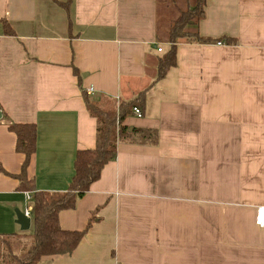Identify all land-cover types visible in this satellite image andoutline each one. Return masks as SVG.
<instances>
[{
    "label": "crops",
    "instance_id": "0c3cea01",
    "mask_svg": "<svg viewBox=\"0 0 264 264\" xmlns=\"http://www.w3.org/2000/svg\"><path fill=\"white\" fill-rule=\"evenodd\" d=\"M193 4L0 0V234L32 230V217L27 230L16 222L31 199L13 176L23 155L10 123L36 125L27 175L48 192L66 190L75 152L94 147L82 91L116 106L142 93L141 116L123 124L158 133L154 144L118 142L59 213L62 228L82 229L94 214L92 226L72 253L41 264H264L254 222L264 206V0H205L198 33L234 42L181 40L158 79L169 27Z\"/></svg>",
    "mask_w": 264,
    "mask_h": 264
},
{
    "label": "trees",
    "instance_id": "16d2710c",
    "mask_svg": "<svg viewBox=\"0 0 264 264\" xmlns=\"http://www.w3.org/2000/svg\"><path fill=\"white\" fill-rule=\"evenodd\" d=\"M70 1V0H67ZM65 4V3H63ZM205 0H194L180 12L167 33L168 50L157 58V78H162L169 68L175 66L177 42H234L228 36L208 38L201 36L197 25L204 15ZM5 34H14L9 24L2 20ZM77 73V72H76ZM83 92L88 114L95 119V144L92 148L78 149L73 161V174L62 192L36 190L34 180L27 175V167L36 148V125L34 123H10L8 129L15 135V150L23 155L20 172L13 175L18 189L31 194L32 230L22 234H0V264H41L44 257L70 254L84 237L95 220L92 214L84 228L65 229L59 224V213L74 208L76 199L89 190L98 179L103 166L114 160L118 142L137 144L157 143L158 133L149 128H129L124 119L133 114L132 108L142 109V93L129 100L98 104ZM3 171L0 166V172Z\"/></svg>",
    "mask_w": 264,
    "mask_h": 264
},
{
    "label": "built area",
    "instance_id": "2783aa9c",
    "mask_svg": "<svg viewBox=\"0 0 264 264\" xmlns=\"http://www.w3.org/2000/svg\"><path fill=\"white\" fill-rule=\"evenodd\" d=\"M158 50H161L160 48H158ZM87 94H90V92L92 93V88H88V90L86 91ZM132 112L134 115L136 116H141V110L137 107V106H134L132 108ZM26 198L27 199H31V195L29 192L26 193ZM30 211H31V206H29L26 210H25V215L31 217V214H30ZM254 222L257 226L259 227H264V206H258L256 207L255 209V218H254Z\"/></svg>",
    "mask_w": 264,
    "mask_h": 264
},
{
    "label": "water",
    "instance_id": "95a60500",
    "mask_svg": "<svg viewBox=\"0 0 264 264\" xmlns=\"http://www.w3.org/2000/svg\"><path fill=\"white\" fill-rule=\"evenodd\" d=\"M16 213V222L20 225L22 230H27L30 224V217L25 215L23 211L15 210Z\"/></svg>",
    "mask_w": 264,
    "mask_h": 264
},
{
    "label": "rangeland",
    "instance_id": "374dc122",
    "mask_svg": "<svg viewBox=\"0 0 264 264\" xmlns=\"http://www.w3.org/2000/svg\"><path fill=\"white\" fill-rule=\"evenodd\" d=\"M31 195V194H30Z\"/></svg>",
    "mask_w": 264,
    "mask_h": 264
}]
</instances>
